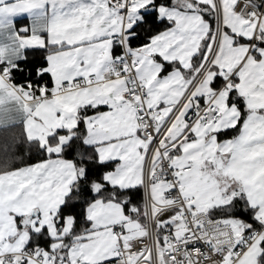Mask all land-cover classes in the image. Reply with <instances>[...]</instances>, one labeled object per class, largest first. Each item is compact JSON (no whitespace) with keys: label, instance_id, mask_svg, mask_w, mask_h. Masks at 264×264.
<instances>
[{"label":"snow or ice","instance_id":"1","mask_svg":"<svg viewBox=\"0 0 264 264\" xmlns=\"http://www.w3.org/2000/svg\"><path fill=\"white\" fill-rule=\"evenodd\" d=\"M0 264H264V0H0Z\"/></svg>","mask_w":264,"mask_h":264}]
</instances>
